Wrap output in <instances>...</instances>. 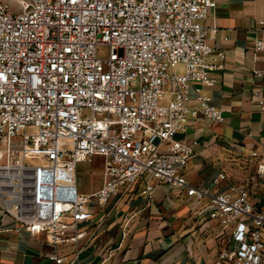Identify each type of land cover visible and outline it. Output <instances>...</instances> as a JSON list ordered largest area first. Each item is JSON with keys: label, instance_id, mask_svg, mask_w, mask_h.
Returning <instances> with one entry per match:
<instances>
[{"label": "built area", "instance_id": "built-area-1", "mask_svg": "<svg viewBox=\"0 0 264 264\" xmlns=\"http://www.w3.org/2000/svg\"><path fill=\"white\" fill-rule=\"evenodd\" d=\"M221 0H0V199L3 213L58 248L144 176L186 192L221 228L215 264H264V153L242 182L220 172L189 185L191 120L223 123L195 86L214 87L226 56L205 25ZM256 53L264 52V19ZM225 40H228L225 38ZM101 50H107L101 56ZM217 60V61H216ZM201 92L200 89H196ZM259 95V92H255ZM264 106V97L259 102ZM103 158V185L83 194L78 168ZM155 184L143 195L152 197ZM77 247L55 264H94ZM110 251L99 264H109Z\"/></svg>", "mask_w": 264, "mask_h": 264}, {"label": "crops", "instance_id": "crops-1", "mask_svg": "<svg viewBox=\"0 0 264 264\" xmlns=\"http://www.w3.org/2000/svg\"><path fill=\"white\" fill-rule=\"evenodd\" d=\"M261 19L264 0H221L205 22L208 43L216 54H225V67L212 73L214 87H193L190 100L208 97L223 111L225 121L193 119L177 136L187 143L199 142L183 169L191 186H212L220 172L242 182L254 171L245 158L253 151L264 153V106L259 105L264 97V52L253 48L261 36L257 24ZM80 166L95 174L91 190L82 193L98 191L103 185V158ZM148 183L155 184L151 198L143 195ZM193 204L185 190L144 176L130 192L116 196L92 223L81 224L85 239L55 248L46 234H32L5 216L0 199V264H55L50 256L70 258L77 247L82 248L81 258L94 264L110 251L109 264H215L221 228Z\"/></svg>", "mask_w": 264, "mask_h": 264}, {"label": "rangeland", "instance_id": "rangeland-1", "mask_svg": "<svg viewBox=\"0 0 264 264\" xmlns=\"http://www.w3.org/2000/svg\"><path fill=\"white\" fill-rule=\"evenodd\" d=\"M107 50H101L100 55L101 56H106L107 55ZM78 185L80 188V191L83 192V190L85 191H90L92 186L95 183V174H87L85 168H83L82 166H80L78 168ZM83 188V189H82Z\"/></svg>", "mask_w": 264, "mask_h": 264}]
</instances>
